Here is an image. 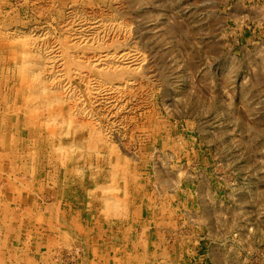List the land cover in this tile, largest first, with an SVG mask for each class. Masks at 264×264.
Instances as JSON below:
<instances>
[{"label":"rangeland","instance_id":"obj_1","mask_svg":"<svg viewBox=\"0 0 264 264\" xmlns=\"http://www.w3.org/2000/svg\"><path fill=\"white\" fill-rule=\"evenodd\" d=\"M0 264H264V0H0Z\"/></svg>","mask_w":264,"mask_h":264},{"label":"bare ground","instance_id":"obj_2","mask_svg":"<svg viewBox=\"0 0 264 264\" xmlns=\"http://www.w3.org/2000/svg\"><path fill=\"white\" fill-rule=\"evenodd\" d=\"M173 182V181H172ZM164 189V188H163ZM151 199V198H150ZM40 215V214H39Z\"/></svg>","mask_w":264,"mask_h":264}]
</instances>
